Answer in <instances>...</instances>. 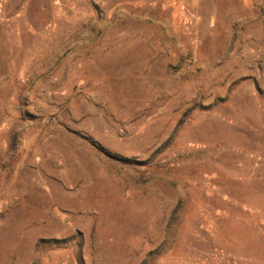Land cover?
Listing matches in <instances>:
<instances>
[{
	"label": "rangeland",
	"instance_id": "rangeland-1",
	"mask_svg": "<svg viewBox=\"0 0 264 264\" xmlns=\"http://www.w3.org/2000/svg\"><path fill=\"white\" fill-rule=\"evenodd\" d=\"M0 264H264V0H0Z\"/></svg>",
	"mask_w": 264,
	"mask_h": 264
}]
</instances>
